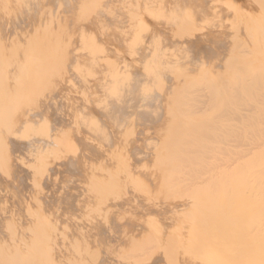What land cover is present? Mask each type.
Wrapping results in <instances>:
<instances>
[{
    "label": "rangeland",
    "instance_id": "1",
    "mask_svg": "<svg viewBox=\"0 0 264 264\" xmlns=\"http://www.w3.org/2000/svg\"><path fill=\"white\" fill-rule=\"evenodd\" d=\"M28 1L0 0V10L2 14L5 12V16L0 15V18L4 17L0 20V24H4V27H0L2 28L0 30L1 44L9 43L7 36L11 33L14 44L10 46V51L13 47L20 49L17 50L20 60H15L16 63L11 61L12 66L15 64L14 69L8 67L9 62L8 65L0 67V147L2 148L0 159L3 157V160H0V210L2 212L12 208L11 211H14L16 215L20 206L27 208L16 196L15 191H19L18 187L21 188L20 183L24 176V180L27 181L25 185L29 184L26 187L30 189L33 185L34 188L31 191L35 188L38 190L39 183L33 181L37 178L36 175L40 174L38 182L45 180L43 185L49 192V201H52L51 204L55 207L51 206L58 208L55 210L59 214L53 208L54 213L56 212L58 218L60 216L64 218L60 217L62 222L54 215L57 223L64 224L65 233L62 231V236L70 237V229L81 226L83 223H89L85 226L83 224L84 233L87 236L96 224L95 228L107 223L106 226L111 229L113 224L110 220H116L109 213H114L113 217L121 221L120 224L126 220L127 223L121 226L123 229L121 234L125 233L128 237L123 238L125 234H122L123 240L113 244L120 248V253L113 250L115 255L121 254L117 256L118 262L116 263V260L113 262V257L109 262L104 258L110 254V251L101 252L100 243L94 235V238L90 240H93L92 242L96 245L89 240V244L87 242L85 245L86 248L82 246L84 252L82 254L77 252L82 255L81 262L86 253H91L85 256V258L91 256L87 258L89 263L92 262L91 264H96L97 258L101 259V257L103 260L101 264H183L188 259V252H191L193 241L200 240L201 252H208L210 247H206L205 240L209 242V245L213 242L217 245L221 236L222 242L224 237L252 239L254 236H264V0H72L69 8L66 5L69 0L61 1L60 4L59 0L52 1L55 7L51 4V0H37L39 1L36 3L39 6H37L38 9L40 6L45 8L43 9L45 12L42 11V7L40 9L44 15L37 11L35 6L31 8L32 10L29 9L35 0L32 3H30L31 0ZM43 3L44 5L47 3L48 7L42 5ZM62 4L66 5L68 11L62 8L64 6ZM60 5V13L63 12L61 13L63 15L59 14L57 17L59 11L55 13L54 10H59ZM3 8L7 11H3ZM47 8L51 13L53 12L52 17L55 15L58 19L55 17L54 20L51 19ZM209 8H215V10L212 9L215 14L210 13V15L215 17L218 12L221 15L218 13L212 20V16L210 17L208 13ZM24 9L32 11L28 10V13H31L28 17ZM34 9L37 15L40 14L38 20L41 30L38 29V32L35 30L37 34H34L33 30L30 31L37 37L36 41L33 40L34 43H31L32 40L29 39L34 37L28 39V35L29 37L32 35L28 31L31 26H29L30 21H33L35 17ZM204 10H207L205 12L208 15L207 19L197 17L200 16L199 12L203 13ZM71 11L73 15L68 14V16L67 13ZM8 13L10 16L6 15ZM48 14L50 17L47 16ZM15 17L16 19L24 18L22 21L18 18L23 27L19 22L16 23ZM41 17L44 18L45 24L50 22L52 27L55 21L59 24L63 20L65 23L68 20L67 26L74 23L72 28L77 27L76 34L72 31L75 36L70 35L69 31H62L69 34L62 43L64 39L59 41L60 37L54 38L60 44L57 45L54 42L53 46L56 43L55 47L58 46L60 49L56 48L57 51L53 49V53L58 52L57 54L61 53L60 56L64 54L68 56L62 59L58 55L61 61L54 60L46 66L41 57V52L44 51L42 47H45L42 43L43 41L50 43L46 38L50 32H46ZM11 18H14L16 23L14 24L19 26L14 28V24H7L8 21L11 22ZM28 20L29 24H27ZM23 21L27 23L24 25ZM211 23L217 24L214 26ZM48 24L47 30L50 29L51 32L53 30V33L60 28L56 26L52 29ZM218 25L226 39L224 40V48L226 47L224 72L220 74L224 76L222 95L224 107L222 109L216 105L215 98L203 100V95L197 90L198 86L192 85L185 90H180L176 85L179 77L208 67L210 57L207 53L208 47L201 46V39L214 33L215 29L220 31ZM42 28L47 34H44ZM23 32L26 35L29 34L26 36ZM2 34L6 36L3 35V37ZM3 38L7 40V43H4L6 41ZM41 38L44 40L42 39V43H39ZM19 41L24 46H19L17 44ZM35 42L39 43L38 46L42 44L40 48ZM32 44L38 48L37 53L36 49L29 47L34 46ZM35 46L33 48H36ZM22 47H25L23 51L27 52H23ZM62 47L66 50L61 51ZM48 48L46 49L51 51L50 47ZM30 49L35 55L30 52ZM229 50L231 51L228 52ZM33 57L35 59L40 57L39 59L44 62L41 61L39 62L41 65H37L39 59L35 61ZM32 58L34 61L32 60L29 64ZM110 58L116 69L119 66L122 69L125 68L126 74L122 70V74L119 75L120 69L118 73L113 72L115 67L110 61L114 69L108 68L107 59ZM106 62L108 64L105 65ZM17 63L21 64L17 66ZM15 66H17L16 69ZM35 66H40L42 69L45 66V69L51 70L48 71L49 74H55L48 76V73L44 72L45 69L41 70L39 67L38 70ZM53 68L54 71H52ZM126 69L129 72L128 75H132L129 79L133 78L137 84L127 95L115 83L121 84L123 80H128ZM216 69L213 68L211 73L215 74ZM35 70L39 72L35 73L36 77L38 76L36 79L35 74L32 73ZM45 74L46 77L43 76ZM17 77L21 79L23 77L22 80L25 82ZM26 77L29 78L28 81L24 79ZM26 82L27 85H30V82L32 85L30 87L25 85L27 88L21 87ZM3 83L7 86H3ZM33 85L38 89L33 90L35 88ZM31 86L33 88L28 89ZM3 87L5 89L8 87L7 92L2 90ZM51 87L53 88L50 91ZM61 87L69 88L68 92L64 89L63 93L59 90ZM55 88H58V91ZM144 89L147 91L144 92ZM142 103L143 106L146 103V106L141 107ZM123 106H130L123 113L131 119L125 116L128 120L124 118L127 121H124L123 125L121 122L123 119L121 118V121L118 119L121 123L119 125L115 120L118 115L116 114V117L112 112L120 113ZM99 110L107 113L102 115ZM110 114L113 118L109 116ZM138 116H140L139 119H137ZM125 122L124 128L122 126ZM122 131L127 133L123 134ZM121 133L126 136L123 137ZM41 147L44 150H40ZM33 161L37 162L38 166L34 165ZM81 162L84 168L82 164L80 165ZM107 167L112 175L105 174L106 171L100 174L102 169L107 170ZM28 169L30 175H27ZM82 169L87 173H84ZM32 170L37 173H35L36 178L32 175ZM94 170L99 171L95 173ZM108 176L110 178L115 176V178L110 180ZM104 179L110 181L104 182ZM113 181L122 186H116ZM102 183L107 190L106 185L109 183L111 185L109 190L112 188L113 192L105 190ZM127 185L130 189L128 187L126 189ZM122 188L123 190H120ZM74 189L75 192H80L78 194L87 195L86 198L82 196L80 199L81 195L78 196L77 193L72 195ZM113 189H116V192ZM62 193L68 194L67 197L72 193L70 194L72 197L70 199V196L68 197L71 201L78 196L76 197L78 202L75 199L77 203H70L67 197L65 198L66 195ZM57 196L65 202L59 201ZM119 197L122 198L119 199ZM25 199L30 203L26 204L31 207L32 202L27 200L28 198ZM89 200L92 201L89 202ZM109 201L113 204L111 205ZM55 202L58 204H54ZM107 202H109L108 205ZM75 204L79 207H74ZM3 205L4 210L1 207ZM22 208L19 209L22 212L18 210L22 213L19 215L25 216L23 210L26 209ZM89 209L93 210V214ZM11 211L6 213L14 216ZM74 215H77L78 219ZM118 218L125 220L123 222ZM71 220L74 221L71 222ZM119 222H113V226L120 227ZM67 223L71 225L70 229ZM119 236L121 235L118 234V239L121 240ZM121 242H124L125 249L122 246L119 247ZM92 246L96 248H93L94 252H89ZM125 255L130 261L124 260V257L128 260ZM119 258L124 261H119ZM80 259L78 262L82 264ZM99 261H97L98 264H100Z\"/></svg>",
    "mask_w": 264,
    "mask_h": 264
},
{
    "label": "bare ground",
    "instance_id": "2",
    "mask_svg": "<svg viewBox=\"0 0 264 264\" xmlns=\"http://www.w3.org/2000/svg\"><path fill=\"white\" fill-rule=\"evenodd\" d=\"M30 1V0H29ZM28 1V2H29ZM34 0H31L30 1V3H32ZM37 0H35V2H33L32 3V7H30V5H29V9H33V8H35V7H37L38 6V4L36 5V3H38L39 1H37ZM48 1H50V0H48ZM52 1H55V0H51V4L53 3ZM60 2H59V4L61 3V1L62 2H64V0H59ZM70 1H72V0H69L67 3H66V5H68V8L70 7L69 6V3H71ZM74 1H77V0H74ZM40 2H42V1H40ZM65 2H66V0H65ZM35 3V4H34ZM40 4V3H39ZM45 3H43L42 5H44ZM54 4L57 6V4L54 2ZM53 5V4H52ZM52 5H51V7H52ZM62 5H64V6H62V8H64L65 9V11L67 10V7H66V5L65 4H62ZM71 5H73V4H71ZM33 6H35V7H33ZM44 6H47V3H46V5H44ZM54 6V5H53ZM39 7V6H38ZM38 7L36 8V9H38ZM41 7L42 6H40V9H41ZM48 7V6H47ZM55 7V6H54ZM59 7H61V5L60 6H58V8ZM27 8V7H26ZM57 7H56V9H58ZM72 8V7H71ZM4 10L3 11H7V9H5V8H3ZM29 9H24V10H26L27 11V13H25L26 11H24V10H22V12H24L25 14H27V17H28V14H31V13H28L29 11L30 12H32L31 10H29ZM36 9H34V12H35V17H31V15H30V19L32 20L33 19V21H30V24H29V20H28V23L27 24H29V26H30V28L28 27V25H27V28H29L30 30L28 31L29 33H31L32 35L29 37V33L27 34L28 35V39L29 38H31L32 36H33V33L32 32H30L31 30H33L34 31V34H37V33H35L36 31L38 32V29L39 30H41V24H39V18H40V14H36L37 12L35 11ZM40 9H38L37 11H39V12H41L40 11ZM43 9H45L44 7H42V11L43 12H45V10H43ZM48 9V8H47ZM47 9H46V12H47ZM51 9V11H52V8H50ZM53 9H55V8H53ZM75 10H76V7L74 8ZM73 9V10H74ZM210 10V12H208L209 13V16L211 17L212 16V20H214L215 19V17H217V14L219 13H217V9H216V15H215V17L213 16V15H210V13H212V14H215L214 13V10H215V8H209ZM212 9H214V10H212ZM29 10V11H28ZM60 8H59V10H54V11H56L55 13H57L58 11V16L57 17H59V14H61V13H63V12H61L60 13ZM17 11V10H16ZM48 11H49V13L51 14L50 16L52 17V14H53V12L51 13L50 12V10L48 9ZM68 11V10H67ZM213 11V12H212ZM38 12V13H39ZM43 12H41V13H43ZM188 12V11H187ZM186 12V13H187ZM195 12V10L193 11V13ZM205 12H207V10H204L203 11V13H202V11H200L199 13V15L200 16H197V17H199L200 19L201 18H206L208 15L207 14H205ZM7 13V12H6ZM65 13V12H64ZM74 13V12H73ZM189 13V12H188ZM198 13V12H197ZM5 14V12H3V14H2V10H0V15H1V17L3 16ZM15 14L17 15V13L15 12ZM20 14H22L21 12H20ZM20 14H19V16H20ZM25 14H23V17H25V19L27 18L26 16H24ZM68 14H72V11H71V13L69 12V13H67V15ZM195 14V13H194ZM202 14V15H201ZM203 14L205 15V16H203ZM6 15H9L10 16V14L8 13V14H6ZM15 15V16H16ZM43 15H44V13H43ZM61 15H63V14H61ZM73 15V14H72ZM219 15H221L220 13H219ZM5 16V15H4ZM47 16H49V14L47 15ZM49 16V17H50ZM69 16V15H68ZM14 17V16H13ZM55 17V15H53V17L51 18V19H53ZM64 17H65V15H64ZM64 17H62V18H64ZM72 17V16H71ZM76 17V16H75ZM197 17H195V18H197ZM214 17V18H213ZM219 17V16H218ZM4 18V17H3ZM3 18H0V20L1 19H3ZM9 18V17H8ZM19 17H17V19H18ZM42 18V17H41ZM56 18V17H55ZM61 18V17H60ZM73 18V17H72ZM82 18V17H81ZM203 18V19H204ZM7 19V18H6ZM6 19H4V20H6ZM10 19V18H9ZM12 19V18H11ZM15 19H16V17H15ZM15 19L13 18L12 20H11V22L12 21H14V22H9L8 20H6V21H8L7 22V24H14L15 23ZM17 19H16V23H18L20 20L19 19H21V21L22 20H24V18L22 19L21 17L18 19V21H17ZM43 19V22L45 21L44 20V18H42ZM56 19H58V18H56ZM66 19V18H65ZM68 19V18H67ZM70 19V18H69ZM77 19H80V18H77ZM76 19V20H77ZM207 19V18H206ZM27 20V19H26ZM47 20H48V18H47ZM47 20H46V22H47ZM54 20V19H53ZM53 20L51 21V22H53ZM60 20H63V19H60ZM80 20H82V19H80ZM209 20V19H208ZM20 21V22H21ZM42 21V20H41ZM68 21V20H67ZM67 21H66V23H67ZM72 21V19L70 20V22ZM79 21V20H78ZM1 22V21H0ZM2 22H3V20H2ZM20 22H19V24H20ZM25 21H23V23H24ZM57 21H55L54 22V24H52L53 25V27L52 26H50V22H49V26H50V28L52 27V29L54 28V27H60L59 29H57L58 31H55V33H53V30H52V32L50 31V29L49 30H47L48 29V26H47V24H45V22H44V27L46 28L45 30H46V32L47 31H49L50 33L49 34H47L45 31H43V29L44 28H42V31L44 32V34L46 33L47 34V39H49L48 41H50V43H48V42H45V41H43L44 40V38H41V40H39L38 42L39 43H42V41H43V46H45V47H42V48H44V51H42L41 49H40V51H42L40 54L42 55L41 57L43 58V60L45 61V66L48 64L49 65V62H51V61H54V60H60L57 56L59 55H61V53H59V54H54L53 53V49H60V48H58V46L57 47H55V44L57 43V45L58 44H60V42L58 43V41H55L54 40V38L55 39H58L59 37V41H60V39L62 40V39H64L65 37H66V35L67 34H65V33H63L62 31L64 30V31H69V33H70V35L71 34H73L72 33V31H74V33H75V28H77V27H74V29L72 28V25H74V23L72 24V25H70L69 23V26H67V24L64 22V20H63V22H60L59 24L58 23H56ZM59 22V21H58ZM209 22V21H208ZM263 22V21H262ZM4 23H5V25L6 26H8L7 24H6V22L4 21ZM15 23V24H16ZM26 23H24V25L26 24ZM82 22H80V24H81ZM83 23H86V22H83ZM206 23H207V21H206ZM210 23V22H209ZM253 23H254V21H253ZM3 24V23H2ZM13 25V27L15 28V26H19V24L18 25ZM213 23H211V25H212ZM215 24H217V23H214L213 25L215 26ZM260 24V23H259ZM4 25V24H3ZM3 25H1L0 24V27H4ZM21 25V24H20ZM23 25V24H22ZM21 25V26H22ZM46 25V26H45ZM77 25V24H76ZM257 25V24H256ZM39 26V27H38ZM43 26V25H42ZM219 26V25H218ZM259 26V25H258ZM13 27H11L10 26V28H13ZM23 27V26H22ZM79 27V26H78ZM7 28H9V27H7ZM9 28V29H10ZM25 28H26V26H25ZM24 28V29H25ZM211 28H213V27H211ZM217 28V27H216ZM219 28H220V26H219ZM213 29H215V28H213ZM212 29V30H213ZM0 30H2V28L0 29ZM3 30H6V29H3ZM36 30V31H35ZM11 31V30H10ZM10 31H8V32H10ZM41 32V31H40ZM26 33H27V31H26ZM6 34H7V32H6ZM9 35L7 36V40H8V44L7 45H5V44H1V42L2 41H0V67L3 65V66H6V65H8L7 63L9 62L10 63V65L8 66V67H14V65L15 64H13V66H12V64H11V61H14L13 63H16L15 62V60H20V59H18V58H20V57H18L19 55H18V52H17V50L19 49V47L16 49V48H14L13 47V50H11L10 51V46L12 45V43L14 42V39L12 38V36L13 35H11V33H8ZM23 34L24 35H26L24 32H23ZM22 34V35H23ZM39 34V33H38ZM76 34V33H75ZM75 34H73L74 36H75ZM4 34H2V36H3ZM19 37H21V34L19 33ZM23 35V36H24ZM26 35V36H27ZM41 35V34H40ZM43 35V34H42ZM69 35V34H68ZM68 35H67V37H68ZM209 36H205L206 38H203V40L201 39V46H204V45H207V47H208V52L207 53H209V59H208V62H209V64L207 65L208 67H204L203 69H200V70H196V71H194V72H191V73H189L188 75H185V76H182V77H179L177 80H176V85L177 86H179V89L180 90H185L187 87H190V86H198L197 88V90H198V92H200L202 95H203V97H202V99L203 100H207V98H208V100H212V99H216V105L220 108V109H222L223 107H224V97L222 96L223 95V93H224V76H221L220 74L222 73V72H224V57H225V55H224V50H225V48H224V45H225V43H224V40H226V39H224V35H222L221 34V28H220V31H217L216 29L214 30V33H212V34H208ZM4 36H6V35H4ZM3 36V37H4ZM25 36V37H26ZM37 36V35H36ZM73 36V37H74ZM77 36H78V34H77ZM14 37H18V36H14ZM34 37V39H29V40H32V42L31 43H34L33 42V40L34 41H36V39L35 38H37V37H35V36H33ZM42 37V36H41ZM23 38V37H22ZM40 38V37H39ZM45 38V39H46ZM2 39V38H1ZM0 39V40H1ZM3 39H5V38H3ZM43 39V40H42ZM70 39V38H69ZM74 38H72V40H73ZM7 40L5 39V41L6 42H4V43H7ZM26 40H27V38H26ZM38 40V39H37ZM68 40V39H67ZM4 41V40H3ZM24 41H25V38L23 39V44H24ZM41 41V42H40ZM63 41H65V39L64 40H62L61 41V43L63 42ZM70 41H71V39H70ZM21 41H19V43H17L19 46L21 45V43H20ZM28 42V41H27ZM26 42V43H27ZM30 42V41H29ZM28 42V43H29ZM37 42V43H38ZM54 42H56L55 44H54V46H53V43ZM67 42V41H66ZM66 42H64V43H66ZM227 42V41H226ZM26 43H25V46H26ZM38 43V44H39ZM63 43V44H64ZM14 44V43H13ZM17 44H16V47H17ZM35 44H36V42H35ZM35 44H32V45H34L35 46ZM38 44H36V46L37 47H39L40 48V46L42 45V44H40V46H38ZM67 44V43H66ZM71 44V43H70ZM69 44V45H70ZM1 45H3L2 47H1ZM5 45V46H4ZM28 45H30V44H28ZM27 45V46H28ZM74 45V44H73ZM14 46V45H13ZM21 46H24V45H21ZM34 46H29V47H31L32 49H36L35 51H36V53H37V47L36 48H33ZM60 46V45H59ZM64 46H65V44H64ZM71 46H72V44H71ZM228 46V45H227ZM48 47H50V50L51 51H49L48 49ZM55 47V48H54ZM67 47V46H66ZM77 47V46H76ZM25 47H22L21 49H22V51H23V49H24ZM46 48H48V49H46ZM228 48V47H227ZM57 49L55 50V51H57ZM67 49H68V47H67ZM71 50H72V48H70ZM75 49V48H74ZM73 49V50H74ZM80 49V48H79ZM20 50V49H19ZM28 50V49H27ZM31 50V49H30ZM50 52H48V51ZM63 50V47H62V49H61V51ZM64 50H66V48L64 47ZM63 50V51H64ZM81 50V49H80ZM80 50L78 51V52H80ZM7 51V52H6ZM24 51H26V50H24ZM23 51V52H24ZM34 51V52H35ZM69 51V50H68ZM75 51H77V49H75ZM75 51H74V53H75ZM231 50H229L228 52H230ZM27 52V51H26ZM31 53H33V50H31L30 51ZM44 52V53H43ZM77 52V53H78ZM21 54V56H22V52H20ZM31 53H29V54H31ZM52 53V54H51ZM70 53H72V51H70ZM25 54H27V53H25ZM24 54V55H25ZM34 55H35V53H33ZM64 54V53H63ZM87 54H89V53H87ZM226 54V53H225ZM230 54V53H229ZM228 54V55H229ZM65 55V54H64ZM60 56V57H62V59H65V57L66 56H68V55H65V56ZM73 55V54H72ZM27 57H28V54L26 55ZM37 56V55H36ZM76 56V55H75ZM74 56V57H75ZM30 58H31V56H29ZM34 58V57H33ZM33 58L31 59V61H30V59L28 60V61H30L29 62V64L32 62V60H33ZM40 57H37L36 59L34 58V60L35 61H37V59H39ZM77 58V57H76ZM229 58V57H228ZM68 59V58H67ZM73 59V58H72ZM33 60V61H34ZM40 60V61H39ZM38 61H37V65H41L39 62H41L42 61V59H39ZM76 59L74 58V61H75ZM94 60H95V57H94ZM111 60V58L108 60L107 59V61H108V63H109V65H107L108 66V68H112V69H114V67H115V64H114V62H112V61H110ZM22 61H24V60H22ZM28 61H26V63L28 62ZM44 61H42V63L44 62ZM61 61V60H60ZM68 61V60H67ZM70 61H71V59H70ZM69 61V62H70ZM76 61H78V58H77V60ZM113 63L114 65V67L112 66V64L110 63ZM5 63V64H4ZM35 63V62H34ZM33 63V64H34ZM53 63V62H52ZM54 63H56V62H54ZM59 63V62H58ZM64 63V62H63ZM62 63V64H63ZM72 63H74L73 61H72ZM107 62L105 63V65L106 64H108ZM116 63V62H115ZM19 64H21V63H19ZM19 64L17 63V66H19ZM28 64V63H27ZM65 64V63H64ZM111 64V65H110ZM35 65H36V63H35ZM43 65V64H42ZM51 65V64H50ZM56 65V64H55ZM59 65V64H58ZM58 65H56V66H58ZM2 66V67H3ZM17 66H15V69H16V67ZM31 66H33V65H31ZM45 66H44V69H45ZM54 66V65H53ZM213 66H215V67H213ZM8 67H7V69H8ZM37 67V68H36ZM39 67L40 66H35V68L36 69H38L39 70ZM34 68V69H35ZM117 67H115V69H116ZM213 68H217L216 70H214V71H216L215 72V74H212L211 73V71H212V69ZM14 69V68H13ZM40 69L41 70H44V69H42L41 67H40ZM48 69V68H47ZM45 69V73L47 74L48 73V71L50 70V69ZM52 69V68H51ZM63 69V68H62ZM113 70V72H115L116 71V73H118V69H120L121 71H119L120 73H119V75L120 74H122L121 72H122V70H123V72H124V70H125V68L124 69H122V67L120 68V66H119V68L118 69H116V70ZM128 69V68H127ZM126 69V70H127ZM10 70H12V69H10ZM33 70V69H32ZM46 70H47V72H46ZM56 70V69H55ZM61 70V69H60ZM51 71V70H50ZM52 71H54V68H53V70ZM57 71V70H56ZM43 72V71H42ZM44 72H43V74H44ZM60 72V71H59ZM126 72H128V70L126 71ZM32 73H37V70H35V72H33L32 71ZM39 73V72H38ZM37 73V74H38ZM125 73V72H124ZM46 74L45 75H43V76H45L46 77ZM50 74H53V73H50ZM50 74L48 73V76H50ZM55 74V73H54ZM53 74V75H54ZM61 74H62V72H61ZM126 74V73H125ZM129 74V72L127 73V75ZM56 75H58L57 73H56ZM118 75V76H119ZM20 76V75H19ZM21 76H23V75H21ZM118 76H116V77H118ZM38 77V76H37ZM36 77V74H35V79L37 78ZM128 77V78H127ZM126 78L128 79V80H123V82L120 84V83H118V82H115L114 80H113V82H115V83H117V85H119V88L124 92V94L125 95H127V93L129 94V92L134 88V87H136L137 86V84L133 81V78L131 79H129V77H132V75L130 74V75H128ZM18 78V77H17ZM20 79H21V77H19ZM18 78V79H19ZM33 77H31V79H34ZM22 79H23V77H22ZM21 79V80H22ZM25 80L27 79V77L26 78H24ZM29 79V78H28ZM28 79H27V81H28ZM39 79H40V77H39ZM39 79H37V80H39ZM47 79V78H46ZM116 80V79H115ZM15 80H13V82H14ZM23 81V80H22ZM36 81V80H35ZM43 81H44V79H43ZM15 82H17V81H15ZM23 82H25V81H23ZM47 82H49V81H47ZM20 83V82H19ZM22 83V82H21ZM33 83H34V81H33ZM37 83H38V81H37ZM4 84V83H3ZM13 84V83H12ZM41 85L43 84V83H40ZM14 85H16V84H14ZM25 85H27V82L25 83V84H23V85H21V87L22 86H25ZM30 85H32L31 84V82H30ZM30 85H27V86H29L30 87ZM40 85V86H41ZM44 85V84H43ZM51 85H53V84H51ZM116 85V84H115ZM3 86H7V85H3ZM34 87H35V85H33ZM38 86V85H37ZM49 86V85H48ZM54 86V85H53ZM60 86V85H59ZM26 87V86H25ZM28 87V89H32L33 87L31 86V88H29ZM39 87V86H38ZM44 87H47V86H44ZM57 87V86H56ZM115 87V86H114ZM8 87H6V89H7ZM27 88V87H26ZM37 87H35V88H33V90L34 89H36ZM49 88V87H48ZM53 87H51L49 90L51 91V89H52ZM5 89V87H3V89L2 90H6ZM23 89H25V88H23ZM27 89V90H28ZM38 89V88H37ZM44 89H46V88H44ZM58 89V88H57ZM56 88H55V90H57ZM63 88L61 87V89L59 88V90H61V91H63V93H64V91L66 90L67 92H68V90L67 89H69V88H67V87H65L63 90H62ZM26 90V89H25ZM40 90V89H39ZM47 90V89H46ZM54 90V91H55ZM23 91V90H22ZM42 91V90H41ZM45 91V90H44ZM49 91V92H50ZM58 91V90H57ZM144 92H146L147 90H143ZM5 92H7V90L5 91ZM9 92V91H8ZM24 92V91H23ZM25 92H27V91H25ZM33 93V92H32ZM44 93V92H43ZM66 93V92H65ZM31 94V93H30ZM34 94V93H33ZM37 95V94H36ZM39 95V94H38ZM37 95V96H38ZM35 96V95H34ZM39 96H41V95H39ZM36 97V96H35ZM36 106V105H35ZM141 107H144V106H146V103L144 104V106H143V103L140 105ZM127 107H130V106H123V108H121V112L119 113H117V112H112V114L113 115H115L116 116V114L118 115V117L117 118H115V120H117L116 122L117 123H119L121 120V118L123 119L121 122H122V125L124 124L123 122L124 121H127L128 120V118H126L125 116H127V117H130V116H128L127 114L126 115H124L125 113H123V111H125V110H128L127 109ZM99 111H101V110H99ZM102 112V115H103V113H107V112H103V110L101 111ZM100 112V113H101ZM7 114V113H6ZM124 116H122V115ZM104 115H107V114H104ZM110 117H112L111 116V114L109 115ZM104 117H106V116H104ZM106 118H108V117H106ZM113 118V117H112ZM111 118V119H112ZM127 119V120H125V119ZM140 118V116H138L137 117V119H139ZM109 119V118H108ZM120 121H119V120ZM130 119H131V117H130ZM115 120H114V124H115V126H117L116 125V123H115ZM110 121V120H109ZM113 123V122H112ZM128 123H130V122H128ZM127 123V124H128ZM113 124V125H114ZM121 123H119V125H120ZM118 125V126H119ZM125 126H126V122H125V125L124 126H122V127H124L125 128ZM129 126V125H128ZM127 126V127H128ZM123 128V129H124ZM122 129V130H123ZM123 132V134H125V133H127L126 131L124 132V131H122ZM122 134V133H121ZM122 134V135H123ZM124 136H126V135H123V137ZM128 136H130V135H128ZM2 141V140H1ZM2 143H3V141L1 142V145H2ZM4 145V144H3ZM2 145V146H3ZM2 148L0 147V150H1ZM44 150V148H40V150ZM1 156V155H0ZM0 160H3V157L0 159ZM36 161H37V159H36ZM95 161H96V159H95ZM1 162V161H0ZM3 162V161H2ZM42 162V161H41ZM96 162H98V161H96ZM18 163V162H17ZM32 163H34V165L36 164V166H38L37 165V162L35 163V161H33ZM40 163V162H39ZM83 162H81L80 163V165L82 164ZM92 163V162H91ZM27 164V163H26ZM28 164H29V162H28ZM41 164V163H40ZM46 164V163H45ZM44 164V165H45ZM88 164V163H87ZM42 165V164H41ZM79 164H78V167L80 166ZM83 165V164H82ZM81 165V166H82ZM94 165V164H93ZM81 166L79 167V168H81ZM31 167V166H30ZM32 167H34V166H32ZM40 167V166H39ZM82 168H84V165H83V167ZM98 168V167H97ZM96 168V169H97ZM32 169H34V168H32ZM36 169V168H35ZM94 168H92V170H93ZM109 168L107 167V170H108ZM29 170V169H28ZM107 170H106V168H105V170H103L102 169V171H101V169H100V171H101V173L100 174H102V172L103 171H106L105 172V174L107 173V175H112L111 174V171L110 170H108V172H107ZM33 171V170H32ZM31 171V172H32ZM82 171L84 172V170L82 169ZM81 171V172H82ZM95 171V170H94ZM96 171H99V170H96ZM96 171H95V173H96ZM86 173H87V171H85ZM84 172V173H85ZM91 172H93V171H91ZM28 173V172H27ZM35 173L36 172H34L33 171V176H35ZM110 173V174H109ZM37 174V173H36ZM43 174V173H42ZM89 174V173H88ZM97 174H98V172H97ZM99 174V175H100ZM27 175H30V170H29V174H27ZM31 175V176H32ZM40 175V174H39ZM39 175H36L37 176V178H36V176H35V180L33 181L34 183H39V185L38 186H40L39 188H38V190H37V188H35V190L34 191H31V189L32 188H34V186L32 185V187L30 186V189L29 188H27L28 186H29V184H28V186H27V184L25 185V182H27V181H25L24 179H25V176H24V179H23V181H22V179H21V188H23V190L21 189V188H19L18 187V189H19V191H21L22 190V192H19L18 190L17 191H15V192H17V193H15V194H17L16 196H18L21 200V202H22V204H24V206H26L27 208H25V207H23V205L22 206H20L19 207V209H21L22 207L24 208V209H26V210H23V214L25 213V216H21V215H19V214H22V213H20V212H22V211H20L19 209H18V207H14V206H12L14 209H18L17 210V213H16V215H14L15 213H13L14 211H11L12 210V208L11 209H9L8 207V205L6 204V206H8V207H6V209H9V210H7L8 212H12L13 214L12 215H14V216H9L8 215V213H6L7 211L6 210H4L3 208L5 207L4 205L3 206H1L2 207V210H4L3 212H4V214H3V212L0 210V264H79V262H78V260L81 258V254H82V252H84V249H83V251H82V246L84 247V248H86V246L85 245H87L86 243L91 239V238H94L93 236L95 235V238H96V240H98V242L100 243V250H101V252H103V253H105V251H107V252H109L110 251V254H107V256L106 257H104V258H106L107 260H108V262H109V260H112L113 258V262H115L114 260H116V263L118 262V258H117V256H121V254L119 255H115V252L113 251V250H117V253H120V251H119V249L120 248H117V247H115L116 246V244H117V242L119 243V241H122L123 240V238H126V237H128V235H126L125 233H122L123 235L125 234V236L123 237L122 236V234H121V231L123 230L122 228H121V226H123V225H125L124 223L126 222L127 223V221L125 220V219H123V218H121L122 219V221L123 220H125V222L124 223H121L120 224V222L119 221H117V218L116 217H113L114 216V213H109V214H111V217L112 218H115V220L116 221H114L113 219V221L112 220H110V222H112V224L114 225V223L113 222H116V223H118L119 222V224H120V227L117 225V226H113L112 224H109L110 226L112 225V227H111V229H109V227L108 226H106V224L105 225H103V226H100L99 225V227H97V228H95L96 227V225L92 228V230H90V231H92V232H88L89 234H88V236H87V234H85L84 233V231H85V229L83 228V224H84V226L86 225V224H88L89 225V223H81L82 225V227L81 226H74L72 229H70V227H71V225L69 224V223H67L68 224V227H69V229H70V231H71V233H70V235L69 234H67V235H69L70 237H68V238H66V237H64V236H62L61 234H62V231H64L63 230V227H64V224H62L61 222L60 223H57L56 222V220H55V216L54 215H56L55 213L57 212L56 210L58 209H56V208H54L55 206L54 205H52L51 204V202L49 201L50 200V196H48V194H49V192L47 191V189L45 188V186L43 185V183H44V181L42 182H38V180H39ZM44 175V174H43ZM96 175V174H95ZM103 175H104V173H103ZM106 175V176H107ZM33 176H32V179H33ZM42 176V175H41ZM40 176V178H43V177H41ZM44 176H46V175H44ZM101 177H102V175H100ZM94 177V176H93ZM96 177V176H95ZM109 177V176H108ZM27 178V177H26ZM29 178H31L30 176H29ZM29 178H28V180H29ZM103 178H105V176L103 177ZM110 178V177H109ZM114 178H115V176H114ZM114 178H110V180H113ZM130 178V177H129ZM45 179V178H44ZM27 180V179H26ZM103 180V179H102ZM110 180H105L104 179V182L106 181V182H109ZM40 181V180H39ZM116 181V180H115ZM115 181H113V184H115L116 182ZM126 181V180H125ZM31 182V181H30ZM127 182V181H126ZM73 183V182H72ZM75 183H78V182H75ZM117 183H118V180H117ZM116 183V186H119V184H117ZM129 183V182H128ZM131 183H132V181H131ZM30 184H32V183H30ZM107 184V183H106ZM105 184V185H106ZM110 184H111V182H110ZM109 183L106 185V186H108V190H109V186L111 187V185H113V184H111L110 185ZM122 184V182L120 183V185ZM124 184V186H125V183H123ZM34 185H36V184H34ZM77 185V184H76ZM76 185H74L75 186V189H76ZM101 185H103V183L101 184ZM132 184H130V186H131ZM27 186V187H26ZM37 186V187H38ZM104 186V185H103ZM122 186V185H121ZM121 186H119V187H121ZM130 186L129 185H127L126 186V189H127V187L130 189ZM70 187H71V185H70ZM102 187V186H101ZM105 187V186H104ZM104 187H103V189H104ZM113 187V186H112ZM72 188H74V187H72ZM71 188V189H72ZM79 188H80V185H79ZM106 188V187H105ZM114 188V187H113ZM116 188V187H115ZM21 189V190H20ZM27 189H29V190H27ZM75 189L72 191L73 192V194L72 193H70V194H72V195H74V193H80L79 191H77V192H75ZM78 189V188H77ZM82 189H83V187H82ZM102 189V190H103ZM118 189V188H117ZM81 190V189H80ZM100 190V189H99ZM101 190V191H102ZM105 190H107V188L105 189ZM107 190V191H108ZM111 191H112V188L110 189ZM109 190V191H110ZM113 190H115L114 192H116V189H113ZM119 190V189H118ZM120 190H123V188L122 189H120ZM24 191V192H23ZM26 191V192H25ZM47 191V192H46ZM101 191H100V193H101ZM104 191V190H103ZM125 191V190H124ZM19 192V193H18ZM71 192V191H70ZM104 192H106V191H104ZM113 192V191H112ZM23 193V194H22ZM69 194V199L72 197L71 195ZM112 194V193H111ZM12 195H14V193L12 194ZM25 195H27V197L25 196ZM61 195V194H60ZM62 195H64V193H62ZM66 195V196H65ZM65 198L67 197V195L68 194H66L65 193ZM81 194H78V196H80ZM104 195H105V193H104ZM107 195H108V192H107ZM107 195H105V197H107ZM117 195V194H116ZM78 196H76L77 198H78ZM82 196H84L83 194L81 195V198L80 199H82ZM87 196V195H86ZM86 196H84L85 198H86ZM113 196V195H112ZM111 196V197H112ZM126 196V195H125ZM61 197V196H60ZM63 197V196H62ZM68 197H67V200H69L68 199ZM74 197V196H73ZM72 198L73 200L71 201V200H69V202L71 203L72 202V204L73 203H77L78 202V199L77 198ZM83 197V198H84ZM115 197V196H114ZM113 197V198H114ZM123 197V196H122ZM122 197H119V199H121ZM127 197V196H126ZM25 198H28L27 200H30L31 202H32V206L31 207H29V201L27 202L26 201V199ZM57 198L59 199V196H57ZM109 198V197H108ZM124 198V197H123ZM57 199V200H58ZM75 199H77V202H75ZM115 199V198H114ZM34 200V201H33ZM61 200H63L64 202H65V200L64 199H61ZM60 199H59V201H61ZM66 200V201H67ZM84 200V199H83ZM112 200V199H111ZM110 200V201H111ZM118 200V199H117ZM124 200V199H123ZM213 200V199H212ZM81 202H82V200H80ZM90 201H92V200H89V202ZM95 201V200H94ZM109 201V202H110ZM68 202V201H67ZM106 202V201H105ZM109 202H107V205H108V203ZM111 202H115V201H111ZM110 202V204L112 205L113 203H111ZM26 203H29V204H26ZM57 202H55L54 204H56ZM61 203V202H60ZM92 204H93V202H91ZM21 204V203H20ZM58 204V203H57ZM62 204V203H61ZM71 204V205H72ZM95 204V203H94ZM93 204V205H94ZM99 204V203H98ZM101 204V203H100ZM103 204H104V202H103ZM106 204V203H105ZM28 205V206H27ZM54 206L53 208H54V210L56 211L55 213H54V210H53V208H52V206ZM63 205L65 206V203H63ZM62 205V206H63ZM67 205H68V203H67ZM80 205V204H79ZM59 206V205H58ZM63 206V207H64ZM69 206V205H68ZM74 207H76V204L75 205H73ZM57 207V206H56ZM77 207H79L78 205H77ZM76 207V208H77ZM93 207V206H92ZM107 207V206H106ZM112 208H113V206H111ZM22 208V209H23ZM61 208V207H60ZM89 208V207H88ZM117 208V207H116ZM64 209H65V207H64ZM61 210V209H60ZM60 210H58V211H60ZM63 210V209H62ZM76 210V209H75ZM90 210V209H89ZM113 210H114V208H113ZM6 211V212H5ZM16 211V210H15ZM77 211H78V209H77ZM76 211V212H77ZM91 212H92V214H93V210H90ZM115 212H116V210H114ZM113 211V212H114ZM75 213V212H74ZM57 214H59V212H57ZM60 214H61V211H60ZM109 214H108V216H109ZM113 214V215H112ZM62 215V214H61ZM78 215V214H77ZM77 215H74L75 217L77 216ZM216 215H218L219 216V213L218 212H216ZM57 216V215H56ZM60 216V215H59ZM64 217H65V215H63ZM79 217H80V215H78ZM25 217V218H24ZM61 217V216H60ZM60 217L58 218V216H57V220H59L60 219ZM71 217V216H70ZM61 218H63V217H61ZM69 217H67V219H68ZM72 218V217H71ZM77 219H78V217H76ZM109 218H110V216H109ZM109 218H108V220H109ZM126 218V217H125ZM64 219V218H63ZM66 219V220H67ZM73 219V218H72ZM91 219V218H90ZM93 219V218H92ZM118 219H120V218H118ZM120 219V220H121ZM62 219H60V221H61ZM107 220V221H108ZM68 221H70V220H68ZM74 221V220H73ZM72 220H71V222H73ZM80 221V220H79ZM78 221V222H79ZM59 222V221H58ZM62 222H63V220H62ZM67 222V221H66ZM65 222V223H66ZM75 222H76V220H75ZM74 222V223H75ZM87 222H89V221H87ZM93 222V221H92ZM108 223H109V221H108ZM72 225H73V223H71ZM78 225H80V224H78ZM87 225V226H88ZM91 225H94V224H91ZM106 226V227H105ZM67 226H66V228H68ZM65 228V227H64ZM95 228V229H94ZM87 229H88V227H87ZM68 230V229H67ZM89 230H86V231H89ZM64 233H65V231H64ZM63 233V234H64ZM110 233H111V235H110ZM91 234V235H90ZM93 234V235H92ZM108 234H109V236H108ZM118 234L119 235H121V236H119V237H123L121 240H119L118 239ZM224 234V233H223ZM222 234V235H223ZM116 235H117V239H115L116 238ZM111 237H112V239H111ZM114 237V238H113ZM129 238H130V236H129ZM105 239H107V240H105ZM114 239V240H113ZM112 240V241H111ZM125 241L124 242H126V239H124ZM128 240H130V239H128ZM127 240V241H128ZM93 240H90V242H92ZM117 241V242H116ZM114 242L116 243L115 244V246L113 245L114 244ZM124 242L122 243L121 242V244H119V247H123L124 249H125V247H124ZM205 242V244H206V247L208 246V247H210V249L208 250V252H201L202 251V249H201V241L200 240H196V241H193V244H192V248H191V252H188L189 253V255H188V259L183 263V264H264V236H260V235H258V236H254V238H252V239H241V238H239V237H235V238H227V237H224L223 238V242H222V236H221V239H219L218 240V243H217V245H214L215 244V242H213V244H211V245H209V242L207 241V240H205L204 241ZM93 244H94V242H92ZM127 243V242H126ZM129 243H130V241H129ZM88 244H89V242H88ZM92 244V245H93ZM94 245H96V244H94ZM80 246H81V248H80ZM114 246V247H113ZM91 247V246H90ZM215 247H217V248H215ZM93 248H96V247H93L92 246V249H90L91 251H89L88 249V251L89 252H94V250H93ZM116 248V249H115ZM203 248V247H202ZM111 249V250H110ZM95 250H97V249H95ZM123 249H121V251H122ZM87 251V252H88ZM119 251V252H118ZM124 251V250H123ZM126 251V250H125ZM77 252H81V254H79V253H77ZM85 253H83V255H84ZM91 253H89V254H85V256H87V255H90ZM99 255H100V253H99ZM85 256H83V258H82V262H81V259H80V262L82 263V264H91V263H89V258H91V256H88V257H86L85 258ZM116 258H115V257ZM126 256V258L128 259V260H126L125 259V257H124V260L125 261H130L129 260V257H127V255H125ZM99 257V256H98ZM113 257V258H112ZM88 258V259H87ZM122 258V257H121ZM101 260V261H99V260ZM123 259V258H122ZM122 259H120L119 258V261H124V260H122ZM97 261H99V263L101 264V263H103L102 261V257H101V259L100 258H97ZM97 261H96V264H98L97 263ZM131 263V262H130ZM139 263V262H138ZM104 264H106V263H104ZM108 264H110V263H108ZM112 264V263H111ZM119 264V263H118Z\"/></svg>",
    "mask_w": 264,
    "mask_h": 264
}]
</instances>
